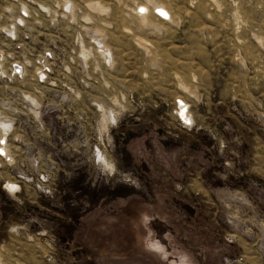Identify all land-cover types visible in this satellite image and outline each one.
<instances>
[{"label":"rangeland","instance_id":"374dc122","mask_svg":"<svg viewBox=\"0 0 264 264\" xmlns=\"http://www.w3.org/2000/svg\"><path fill=\"white\" fill-rule=\"evenodd\" d=\"M2 140L0 264H264V0H0Z\"/></svg>","mask_w":264,"mask_h":264},{"label":"bare ground","instance_id":"6f19581e","mask_svg":"<svg viewBox=\"0 0 264 264\" xmlns=\"http://www.w3.org/2000/svg\"><path fill=\"white\" fill-rule=\"evenodd\" d=\"M158 11L159 12H161V13H163L165 16H169V13L163 8V7H159L158 8ZM147 19V15H143V17H142V20L143 21H145ZM98 46H99V42H98ZM105 52V51H104ZM183 109V106H181V110ZM181 110L179 111V115H181ZM184 120L185 121H187L186 120V116L184 117ZM5 144L3 143V146H4ZM0 150H3V153H4V155H5V148L4 147H1L0 148ZM7 188L9 189V190H11L12 192H15L16 190H17V186L16 185H14V184H9L8 186H7Z\"/></svg>","mask_w":264,"mask_h":264},{"label":"built area","instance_id":"2783aa9c","mask_svg":"<svg viewBox=\"0 0 264 264\" xmlns=\"http://www.w3.org/2000/svg\"><path fill=\"white\" fill-rule=\"evenodd\" d=\"M0 144H1V147H3V140L0 142ZM0 151L3 152V150H0ZM3 156H4V155H0V158H3Z\"/></svg>","mask_w":264,"mask_h":264},{"label":"snow or ice","instance_id":"6c2138e0","mask_svg":"<svg viewBox=\"0 0 264 264\" xmlns=\"http://www.w3.org/2000/svg\"><path fill=\"white\" fill-rule=\"evenodd\" d=\"M143 11V10H142ZM0 155H4V153L2 151H0Z\"/></svg>","mask_w":264,"mask_h":264}]
</instances>
